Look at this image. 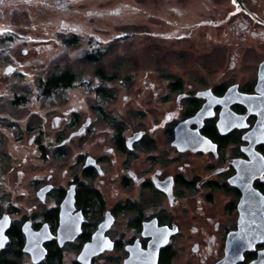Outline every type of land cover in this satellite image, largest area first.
I'll use <instances>...</instances> for the list:
<instances>
[{"label": "flooded vegetation", "instance_id": "af4514ba", "mask_svg": "<svg viewBox=\"0 0 264 264\" xmlns=\"http://www.w3.org/2000/svg\"><path fill=\"white\" fill-rule=\"evenodd\" d=\"M141 1L196 60L120 74L72 28L83 66L0 94V264H264V0Z\"/></svg>", "mask_w": 264, "mask_h": 264}, {"label": "rangeland", "instance_id": "374dc122", "mask_svg": "<svg viewBox=\"0 0 264 264\" xmlns=\"http://www.w3.org/2000/svg\"><path fill=\"white\" fill-rule=\"evenodd\" d=\"M125 2L130 4L125 6ZM0 10V50L4 45H16L13 51L0 52V94L18 91L28 97L34 77L83 66L82 44L71 37L72 28L87 34L93 32V53L103 52L98 60L101 66L114 67L117 62H126L120 74L137 71L144 62L146 67H152L149 63L161 60L160 52L171 48L175 52L167 54L168 63L196 60L182 54L189 44L187 40L160 42L157 36L174 33L176 25L169 20L144 18V13L152 14L154 9L141 0H4ZM119 12L122 14L117 15ZM183 23L184 27L186 22ZM175 61L173 66L181 67ZM11 62L19 73L1 77L2 66ZM3 108L6 114L29 120L28 100L26 106L18 109L8 107L6 100Z\"/></svg>", "mask_w": 264, "mask_h": 264}, {"label": "snow or ice", "instance_id": "6c2138e0", "mask_svg": "<svg viewBox=\"0 0 264 264\" xmlns=\"http://www.w3.org/2000/svg\"><path fill=\"white\" fill-rule=\"evenodd\" d=\"M234 2H235V0H234ZM3 245L2 244H0V247H2Z\"/></svg>", "mask_w": 264, "mask_h": 264}, {"label": "water", "instance_id": "95a60500", "mask_svg": "<svg viewBox=\"0 0 264 264\" xmlns=\"http://www.w3.org/2000/svg\"><path fill=\"white\" fill-rule=\"evenodd\" d=\"M9 69H11V68L9 67Z\"/></svg>", "mask_w": 264, "mask_h": 264}]
</instances>
